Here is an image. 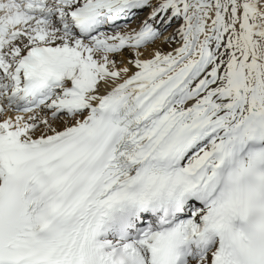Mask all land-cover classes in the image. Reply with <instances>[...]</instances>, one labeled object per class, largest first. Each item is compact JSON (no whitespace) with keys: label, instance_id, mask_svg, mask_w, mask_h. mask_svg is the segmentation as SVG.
<instances>
[{"label":"snow or ice","instance_id":"obj_1","mask_svg":"<svg viewBox=\"0 0 264 264\" xmlns=\"http://www.w3.org/2000/svg\"><path fill=\"white\" fill-rule=\"evenodd\" d=\"M0 264H264V0H0Z\"/></svg>","mask_w":264,"mask_h":264}]
</instances>
